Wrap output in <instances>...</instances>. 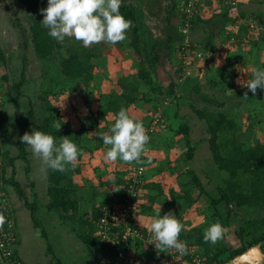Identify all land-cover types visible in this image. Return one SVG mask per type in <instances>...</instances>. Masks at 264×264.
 I'll list each match as a JSON object with an SVG mask.
<instances>
[{"label": "trees", "instance_id": "trees-1", "mask_svg": "<svg viewBox=\"0 0 264 264\" xmlns=\"http://www.w3.org/2000/svg\"><path fill=\"white\" fill-rule=\"evenodd\" d=\"M7 1L15 6L18 5L23 9L29 26V37L35 55L42 60H54L56 66L57 59L54 55L56 54L58 57L59 66L56 68L57 70L59 69L58 71L62 76V83L56 82L53 87H61L65 90V92H67L69 83L77 84L84 88L86 96L92 95L91 92L93 93L94 91V87L92 85L94 78V60L99 58L100 55L87 48L63 47V44L58 43L54 38L48 35V29L44 27L40 20V15L42 14L40 10L47 7V0ZM215 1L225 5L228 11L229 9L233 11L236 9H232L230 7L231 4H227L224 0ZM263 1L264 0H262V2ZM244 3L248 4L250 2H242L241 4ZM212 4L213 1L208 0L203 4L202 9L207 6H211ZM177 9H179V7L176 0H161L158 4L156 3V5L153 4L151 6L150 3L143 0H123L120 12L126 19L132 21L133 26L126 33L127 39L125 38L123 42H119L116 45L120 47V49H123V46L125 45L129 48V51L121 55L119 63L123 64L124 68L127 70L132 71L133 74H130L129 76L122 75V77H120L115 83L109 84V87L106 90L98 93L96 100L98 113L94 119L95 123L92 127L81 124L79 129H69L66 123H62L59 120L60 111L55 107L56 103L51 102L52 98H48V100L45 101L46 116L43 120L38 121L35 119L33 108L31 106H29L28 111L25 113L26 115H24V113L18 111L21 108L20 87L22 79L18 83H13V89L18 92V95L15 98H9L10 94H6V97L9 98V101L15 107L17 145L19 151L16 159L28 164L27 147L20 139V137L28 131L31 132L32 130H39L41 132L51 134L56 137L57 144L61 142L63 137H68L79 147L80 150L85 147V143L87 141V131L90 128L94 129V126L98 128L99 119L101 117H105L107 114L113 115L114 119L112 122H107L105 124L103 129L105 132H108L109 128L116 119L117 113L122 108L127 110L130 117L135 120H139L137 105L140 101H145L149 104L153 103L154 113H152V116L157 112H160L162 114L161 121H163L167 112L164 108V104L169 105L170 101L167 100V104L164 101L156 104L155 102L158 100V97L165 96L173 99L170 103L171 105L174 102L183 101L185 99V95L188 97L192 93L198 95L202 108L198 109L195 107V105H193L188 98L186 101L197 118L203 121L206 125L205 132L206 135H208V149L211 153L212 160L217 167V171L223 174L222 184L214 185L215 195L212 193L210 194L208 189L202 184L199 177L196 176L192 170H189V185L186 186L187 189L185 188V190H183V195L180 196L174 192H170V198L164 199L165 201L161 202L158 200L165 196L164 188L157 183L148 182L145 177L141 189L142 203L140 204V208L135 212V215L139 217L143 216L144 219L148 220L147 223L150 224V221L157 213L156 211H158L154 208L155 205L163 203V210L160 209V215L163 216L165 210L164 208L177 203L181 199L189 206L197 204L200 198L209 199L210 202L208 203L207 208L208 210H212V214L209 213L208 210L204 214L205 217L209 218V225L219 222L223 226L224 232L222 238L215 244H212L205 242L203 239L204 232L201 229L194 228L186 234L182 231L179 238L187 245L186 254L180 257L178 253L174 251L172 259L169 257V259L161 258L160 264H184L185 262L194 264L193 259L195 257H198L200 260L202 259V264H225L229 260L245 252L248 248L257 244H261V248L264 251V217L242 220L237 218L233 219V216H237L235 212L237 209L244 213L264 211V145L258 144L254 146H247L244 145V143L239 142L234 134L237 130L236 123L233 120L228 119L225 112L217 110L223 107L224 102L219 101L217 98H211L209 95L202 94L200 84L193 81V76H190L191 74L189 76H185L181 67L177 70L175 67L172 73H170L169 84L165 88L162 87L159 80V70L162 69L161 53L163 52V48L171 51L172 53L175 51V53H173L174 55L177 52V54L180 55L184 40L183 42L181 41L184 37L185 39L187 37L186 33L179 32L173 24L171 17H173V14L177 11ZM186 16V13L183 12L181 17V27L184 30L188 29L185 20ZM201 17L199 15L192 18V20H190V27L188 30L192 33L200 31L205 36L204 27L206 26L208 31L211 28V25H213L216 17L214 16L209 19H203ZM258 21L260 23L262 22L260 19ZM142 25H145V27L147 26V28L152 26L157 31V34H149ZM171 31L176 32L175 34L177 37L179 36V41L181 40L178 47L169 46L173 43ZM22 33L24 35V31ZM209 33L210 36L207 38L204 37L200 40L196 39L192 41L187 39L190 49L195 52L200 50L214 52L215 46L213 40L215 35H213L212 30H210ZM22 62V71L20 76L23 78L26 61L23 60ZM0 65L1 68L6 71V74L2 76V81L5 82L6 89H8L9 80L7 79V70H9L8 66L10 65V59L6 57L1 47ZM175 77L178 82H175ZM210 83L212 84L211 86L222 89L221 92L225 95V98L231 95L228 92L229 89H225V85L221 87L222 83L214 81H211ZM223 83L227 84L229 82L224 81ZM53 87L50 88L49 92H47L48 97H55L52 92L54 91ZM85 103L86 107L90 108L88 102ZM208 104L216 106V110H211V107ZM162 107L164 109L160 110ZM167 108L169 109V107ZM57 124H61V128L58 130H56L55 127ZM169 130L175 135L182 136L185 139L188 147L186 157L188 161L192 160L193 154L198 148V144H193L189 141V125L187 123L181 124L178 122L176 126H172ZM227 130L232 132L230 139L223 137L224 133L228 132ZM99 131H101V129H99ZM5 137L6 133L0 129V138L2 139L0 142H3L2 150L5 148ZM221 137L224 141H220ZM5 154L6 151H4V155ZM79 160L80 155L78 161ZM14 161V158H5L4 167L0 172V183L3 186V188L0 189V193L4 191L3 189L6 186L13 188L18 197L25 201V208L30 213L34 230L39 232L41 237L46 238V234L41 228L37 216L39 205L37 202V196L33 189L34 184L32 182L30 184L32 187L33 200L28 203L23 189L20 187V184L13 179V176L5 178L6 168L8 166H13ZM137 163H141L145 167V164L148 165L149 161L144 156H141L139 162ZM79 173L80 169L78 166H76L75 169H68L63 173L51 170L48 174V203L45 209L48 212L55 214L59 218L61 225L69 227L70 230L76 232L79 238H81L89 249L97 247V250L94 251L95 256L98 257V255L103 252L114 254L116 251L114 247L108 248L106 244L100 243L95 237V222H97L100 216L101 206L107 204L112 198L121 196L122 187L126 184L128 175L126 178H122V174L117 173L116 171L113 172L112 175H107L108 180H106L103 185H107V189L110 192L108 199L105 202H101L97 207L93 206L91 213L88 214V212L84 211L83 214L80 215V201L77 197V188L72 181L73 175ZM26 174L27 176L29 175L28 166H26ZM28 180L29 178H27V181ZM113 181H115V183H113ZM118 189L120 190L117 191ZM220 206H224V208H219ZM76 220L80 224L79 228H90V231L85 233L86 235L77 233L79 229L75 226V223H73ZM149 224L144 226L141 230L136 225L133 227L147 238L152 237V233L148 227ZM235 224H237L238 227L234 230L233 234L236 237L238 246H227L221 242V240L223 241L227 234L232 233L231 228ZM137 248L139 249V246H137ZM138 249V261H149L152 255L145 252L139 254ZM50 251L51 249L49 247L48 252L51 253ZM16 262L18 261L14 252L9 261L2 259L0 256V264H15ZM133 264H135V262Z\"/></svg>", "mask_w": 264, "mask_h": 264}, {"label": "rangeland", "instance_id": "rangeland-1", "mask_svg": "<svg viewBox=\"0 0 264 264\" xmlns=\"http://www.w3.org/2000/svg\"><path fill=\"white\" fill-rule=\"evenodd\" d=\"M159 1L151 2L150 6L153 4L156 5V3L158 4ZM185 1L186 0H176L179 9H177L173 14V17H171L174 26L181 33H186V30L181 27V17L184 12ZM206 1L208 0H200L201 9ZM211 1L216 4L215 0ZM247 2H250L248 4L255 5L254 8H257L256 11H253V14L255 15L253 16L254 18L247 21L250 27L249 32L245 33L244 30H240L238 25H234L233 22L230 23V26L227 27L225 31L226 33L230 31L229 36L225 32H222V36L226 34V37L219 45L213 40L215 46L214 52L200 50L202 53L205 52L206 54L203 55L201 60L194 64L193 69L190 71V76H193V81L200 84L202 94L209 95L211 98H217L219 101L224 102L223 107L217 110L225 112L227 118L236 123L237 130L234 134L237 140L244 143V145L254 146L258 144L264 145V91L258 88L256 94L252 96L253 94L248 91L246 87H241L239 82L249 79L254 67L264 66V6H262L264 5V1L248 0ZM244 4H240L239 6ZM238 7L236 9H238ZM236 9L234 11H236ZM229 11V17H232V20L237 17L234 16L233 10L229 9ZM204 15L205 13L202 11V16ZM40 17V20L42 21L43 15L41 14ZM259 19L262 20L261 23L263 24L258 21ZM143 27L149 34H157V31L152 26L147 28V26L145 27L144 25ZM204 30L205 36L200 31L194 33L190 31L189 35L187 34L186 39L193 41L196 39H203L204 37L207 38L210 36V30L213 31L212 33L216 37V25H214V28L211 27L207 32L205 26ZM23 31L24 35L22 33ZM172 33L173 43L169 46L178 47L181 40L179 41V36H176V32ZM184 39H182L181 42H183ZM58 43L63 44V47L85 48L81 42H78L73 38H66L63 42ZM126 46L127 45L123 46V49H120L117 45H109L105 43L87 48L100 55L99 58L94 60V78L92 81L94 91L93 93L91 92L93 97L86 96L84 88L77 84L69 83L67 92L61 87L54 88V83H62V76L58 71L59 69L57 70L56 68L59 66L58 57L56 54L54 55L57 59V66L55 65L54 60L49 61L39 59L35 55L30 41L29 26L23 9L18 5H13L7 0H0V47L6 57L10 59V65L8 66L9 70H7V79L9 80L8 89L3 88L5 82L2 81V76L6 74V71L3 70L0 65V99L3 100L2 106L0 107V129L6 133L5 148L2 150V147L0 151V157L1 159H4L3 164L0 167V172L4 167L5 158H14L15 162L17 161L18 165L23 167L22 179H14L17 180L23 191L25 193L27 192L29 195L27 202H32L33 193L30 185L31 182L26 181L28 178L26 174V166H29V162L28 164H25V162L16 159L19 151L16 143L17 132L15 107L9 101V98H15L18 95V92L13 89V83H18L22 79L20 87L21 108L18 111L24 113V115H26L25 113L28 111L29 106H31L33 108L35 119L38 121L43 120L46 116L45 101L48 100V98H52L53 100L51 99V102L56 103L55 107L60 111L59 120L62 123H66L69 129H79L81 124L92 127L95 123L94 119L98 113V106L96 105L98 93L106 90L109 87V84L115 83L120 77H122V75L129 76L130 74H133L132 71L127 70L124 68L123 64L119 63L121 55L129 51V48ZM173 53H175V51ZM173 53L169 50H165V48H163V52L161 53L162 69L159 70V80L163 88L169 84L170 73H172L175 67L176 70L181 67L180 55L177 54L178 52L176 53L177 55L175 54L176 56ZM23 60L26 61V66L23 73L24 77L22 78L20 74L22 71ZM171 60L173 64L171 63ZM211 81L222 83L221 87L225 85V89H229L228 92L231 95L225 98V95L221 92L222 89L211 86ZM224 81H228L229 83L224 84ZM175 82H178L176 77ZM52 87L54 88V91L52 92L55 97H48L47 92H49ZM7 93L10 94L9 98L6 97ZM246 93L247 95H245ZM184 97L185 99L183 101L174 102L171 105L170 103L173 99L165 96L158 97V100L155 102L156 104H159L161 101H164L167 104V100H169L170 103L169 105L164 104V108L167 111L166 117L160 122L158 128L156 130L154 129L153 134L148 135L150 137L142 153V156L149 161L148 165L145 164L147 181L157 183L164 188L165 196L158 200L161 202H164V199L170 198V192H174L180 196L183 195V190L189 185V170H192L195 175L199 177L210 194L212 193L215 195L214 185L222 184L223 174L217 171V167L214 164L211 153L208 149V135H206L205 132L206 125L203 121L197 118L186 101L189 99L195 107L200 109L202 108L200 99L198 95L193 93L190 94L189 97L187 95ZM91 99L93 100L94 105L91 103ZM85 102H88L90 108L86 107ZM166 106L169 107V109ZM209 106L211 107V110H216V106L212 104ZM137 108L138 121L142 122L146 132L150 121L156 116H152V113H154L153 103L149 104L148 102L140 101ZM164 108L162 107L160 110H163ZM113 119L114 116L111 114L101 117L99 119L98 128L94 126V129L90 128L87 131L85 147L80 149V160L77 163L80 173L76 175L74 174L72 177V181L77 188V197L80 201V215L83 214L84 211L88 212V214L91 213L93 206L97 207L101 202H105L108 199L110 192L107 189V185H103V183L108 180L107 175H112L113 172L116 171L117 173L122 174V178H126L130 167L136 163L124 162L119 159L116 161H106L104 159L108 147L103 144L100 137L103 133L107 132L103 131L105 124L107 122H112ZM178 122L181 124L187 123L189 125V141L190 143L198 144V148L193 154V159L190 161H188L186 157L188 147L185 139L182 136L175 135L169 130L172 126H176ZM99 129H101V131H99ZM231 133L232 132L230 131L225 132L223 137L230 139ZM0 140L2 139L0 138ZM220 141H224V139L221 137ZM1 145H3V142ZM13 149L17 150L15 157L12 153ZM29 150L31 152V149ZM4 151H6L5 155ZM50 172L51 170L47 173L49 174ZM6 173L7 177L11 176V171L9 169ZM0 187H2L1 183ZM13 192H15L14 189ZM16 196L18 195L16 194ZM209 202V199L200 198L197 204L189 206L181 199L177 203L164 208V214L171 212L173 215L177 216V219L183 224L182 231L185 234L194 228L201 229L204 232L205 229L209 227V218L205 217L204 214L208 210L207 206ZM162 205L163 203H160L155 205L154 208L159 210L160 207V209L163 210ZM219 208H224V206H220ZM208 211L212 214V210ZM235 212L237 216H233V219L237 218L242 220L264 217V211L244 213L237 209ZM16 217L18 224L22 226L21 232H23V237L25 236V240H23L25 247H22L21 250L24 262L26 264H39L40 259L46 261V258L42 257V252L45 246L48 247V243L43 237H41L39 232L29 226L31 217L29 216L27 209L23 210L22 208L17 207ZM137 222L139 224L138 226L141 228H144L145 225L149 224L147 223L148 220L144 218ZM73 223H75V226L81 231L78 221L76 220ZM237 227V224L233 225L231 228L232 233L227 234L221 242L227 246H238L236 237L233 234ZM84 230L85 232H89L90 228L87 227ZM73 234H75V232H73ZM47 235L52 238V231L48 230ZM56 242L57 240L52 238L53 245H56ZM59 248L64 252L67 249L75 254V256H79V251H74L72 245L68 241L63 242V244L61 243ZM138 251L139 254L145 252L152 255L148 261L150 264H160L161 258L172 259L175 250L170 249L162 252L161 249L155 248V246L149 247L146 245L144 247L140 246ZM199 251L201 252L200 249ZM47 260L51 261L49 258H47ZM201 261L203 260L201 259ZM184 264L189 263L185 262ZM199 264L202 263L199 262Z\"/></svg>", "mask_w": 264, "mask_h": 264}, {"label": "clouds", "instance_id": "clouds-1", "mask_svg": "<svg viewBox=\"0 0 264 264\" xmlns=\"http://www.w3.org/2000/svg\"><path fill=\"white\" fill-rule=\"evenodd\" d=\"M122 3L123 0H47V7L40 10L43 15L41 22L48 29V35L58 42L73 38L85 48L105 43L116 45L126 38L127 31L133 26L132 21L120 12ZM239 83L253 96L258 88L264 91V66L254 67L251 77ZM60 127L61 124H57L56 130ZM100 138L108 147L104 159L124 162H139L149 140L142 122L130 117L123 108L117 113L108 132ZM20 139L40 161L44 173L49 170L63 173L77 166L80 150L68 137H63L57 144L55 136L32 130L31 133H24ZM149 228L155 248L162 252L174 249L180 255L186 254L187 245L179 238L183 224L177 216L171 212L161 216L159 207ZM223 232L224 228L219 222L212 223L205 229L203 239L215 244L222 238ZM247 258V253L241 257L244 260Z\"/></svg>", "mask_w": 264, "mask_h": 264}, {"label": "built area", "instance_id": "built-area-1", "mask_svg": "<svg viewBox=\"0 0 264 264\" xmlns=\"http://www.w3.org/2000/svg\"><path fill=\"white\" fill-rule=\"evenodd\" d=\"M227 4H231V8H237L242 2L248 0H224ZM200 0H186L184 5V13H186V26L192 18L202 15L200 9ZM186 34L189 35V30ZM180 51V63L185 76L191 74L194 64L201 60L203 55L201 51H192L187 39H184ZM156 116L151 120L150 126L146 133L153 134L160 125L162 114L157 112ZM154 116V115H153ZM2 145L0 142V151ZM1 153V152H0ZM1 156V155H0ZM3 158L0 157V167L3 164ZM146 177V168L141 163H135L128 171V179L122 187V194L119 197L111 199L107 204L101 206L100 216L95 222V237L100 243L106 244L108 248L116 249L114 254L103 252L98 255L97 264H135L138 263L137 246L154 247L155 241L152 237H145L139 233L133 226H138L139 217L135 212L140 208L142 203L141 189ZM0 256L2 259L9 261L17 243V233L14 218L12 216L11 207L9 205L6 194L0 193ZM140 230L142 229L138 226ZM180 256V254L178 253ZM178 256V257H179ZM182 257V256H180ZM201 260L198 257L193 259L194 264H199Z\"/></svg>", "mask_w": 264, "mask_h": 264}, {"label": "crops", "instance_id": "crops-1", "mask_svg": "<svg viewBox=\"0 0 264 264\" xmlns=\"http://www.w3.org/2000/svg\"><path fill=\"white\" fill-rule=\"evenodd\" d=\"M262 6H264V5H262ZM254 7H255V5H252V4H244L242 6H239L238 9H236V11H234V16H237V17H235V18L233 17L234 19L232 20V17H229L230 12L228 11L227 7H225V5H223L222 3L216 2V4L213 3L211 6H207L206 8L202 9L203 13H205V15L202 16L201 18L209 19V18H212L214 16L216 17L214 19L213 25H211V27L214 28V25H216V37L214 38V41L216 42V44L218 43V45H219V44H221L222 40L225 39L226 34H228V36H229L230 31H228L227 33L225 31H226V28L229 27L230 23H232V22L234 25H238L240 30L241 29H242V31L244 30L245 33L249 32L250 27H249V23L247 21L249 19L254 18L253 16H255V15L253 14V11L257 10V8H254ZM225 14H226V16H225ZM218 32H220V33H218ZM222 32H225L226 34H224V36H222ZM3 88L6 89V85H4ZM91 96L92 95H89V97H91ZM2 101L3 100L0 99V107L2 106V103H3ZM91 103L94 105L93 100L91 101ZM28 133H31V132L28 131ZM16 143H17V141H16ZM26 147H27V160L29 162L28 167L30 170V173L28 175V178H29L28 181L32 182L34 184L33 189H34V192L37 196V200H38L37 202L39 205V210L37 212V216L39 219L40 226L46 234V238H44V240L46 239V242L48 243V246L51 249V251H50L51 253H49L48 252L49 247H47V246L44 247L43 252H42V257L46 258V261H43V259H40L39 264H57V263L58 264H97L98 257L94 255V251L97 250V247H93V248L89 249L85 245V243L81 240V238H79V236L76 234V232H75V234H73L72 230L68 229V227H66L64 225H61L59 218L55 214H52L45 209V207L48 203V197H47V187L49 186L48 173H44L41 171L40 161L33 156L32 151L30 152V150H29L30 147H28V146H26ZM12 153H13V156L15 157L16 156L15 153H17V150L13 149ZM8 169L11 171L10 177L13 176V179L14 178H16V179L21 178L22 179L23 167L21 165H18L17 161L16 162L14 161L13 166H8L6 168L5 178H10V177L6 176V174H7L6 172ZM15 181L17 182V180H15ZM1 188H3V186L0 187V189ZM3 190L7 196L9 205L11 207L12 216L14 218V222H15V226H16L15 228H16V233H17V243H16V247H15L13 252L15 253V256H17L18 262H16L15 264H26L23 260L22 251H21L22 247H25L24 241H23V240H25V236L23 237V232H21L22 226L18 224L17 217H16V208L17 207H20L23 210L26 209L25 208V201L20 199L18 196H16V194H14L15 192H13V189L10 186L4 187ZM24 194L26 196V200L29 199V195L27 194V192L26 193L24 192ZM32 199H33V197H32ZM29 216H30V213H29ZM139 218L142 219L144 217L142 216ZM29 226L32 229H34L32 221L29 222ZM145 226H147V225H145ZM84 229L85 228L81 227V231L78 230L77 233H82V234L87 233V232H85ZM48 230L52 231V235H51L52 238H55L57 240L56 245H53L52 238L47 235ZM65 241H68L72 245L74 251H77V250L79 251V256H75V254H73L71 251H69L67 249L64 252L61 248H59L61 246V243L63 244V242H65ZM47 258L51 259V261L47 260Z\"/></svg>", "mask_w": 264, "mask_h": 264}, {"label": "water", "instance_id": "water-1", "mask_svg": "<svg viewBox=\"0 0 264 264\" xmlns=\"http://www.w3.org/2000/svg\"><path fill=\"white\" fill-rule=\"evenodd\" d=\"M124 1H129V0H124ZM143 1L147 3H151L153 1H159V0H143ZM261 246H262L261 244L252 246L248 248L245 252L234 257L225 264H264V251L262 250ZM245 253L248 254L247 260L241 259V257H243ZM138 264H150V263L147 260H139Z\"/></svg>", "mask_w": 264, "mask_h": 264}]
</instances>
